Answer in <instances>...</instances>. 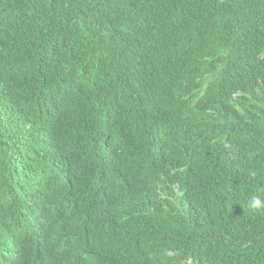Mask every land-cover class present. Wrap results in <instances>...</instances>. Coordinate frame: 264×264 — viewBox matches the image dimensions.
I'll return each instance as SVG.
<instances>
[{
	"label": "trees",
	"instance_id": "trees-1",
	"mask_svg": "<svg viewBox=\"0 0 264 264\" xmlns=\"http://www.w3.org/2000/svg\"><path fill=\"white\" fill-rule=\"evenodd\" d=\"M253 196L264 0H0V264H264Z\"/></svg>",
	"mask_w": 264,
	"mask_h": 264
},
{
	"label": "clouds",
	"instance_id": "clouds-1",
	"mask_svg": "<svg viewBox=\"0 0 264 264\" xmlns=\"http://www.w3.org/2000/svg\"><path fill=\"white\" fill-rule=\"evenodd\" d=\"M249 206L253 209H259L264 207V200H262L260 197L258 196H253L249 202ZM169 236V235H168ZM170 254L175 253V251L173 252H169Z\"/></svg>",
	"mask_w": 264,
	"mask_h": 264
},
{
	"label": "rangeland",
	"instance_id": "rangeland-1",
	"mask_svg": "<svg viewBox=\"0 0 264 264\" xmlns=\"http://www.w3.org/2000/svg\"><path fill=\"white\" fill-rule=\"evenodd\" d=\"M169 249V248H168ZM170 251L169 252H172V249H169Z\"/></svg>",
	"mask_w": 264,
	"mask_h": 264
},
{
	"label": "bare ground",
	"instance_id": "bare-ground-1",
	"mask_svg": "<svg viewBox=\"0 0 264 264\" xmlns=\"http://www.w3.org/2000/svg\"><path fill=\"white\" fill-rule=\"evenodd\" d=\"M41 257H39V259H40Z\"/></svg>",
	"mask_w": 264,
	"mask_h": 264
}]
</instances>
